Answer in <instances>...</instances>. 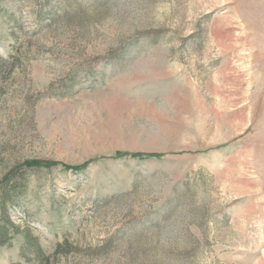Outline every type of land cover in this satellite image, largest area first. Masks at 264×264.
<instances>
[{
    "label": "rangeland",
    "instance_id": "obj_1",
    "mask_svg": "<svg viewBox=\"0 0 264 264\" xmlns=\"http://www.w3.org/2000/svg\"><path fill=\"white\" fill-rule=\"evenodd\" d=\"M1 199L0 264H264V0H0Z\"/></svg>",
    "mask_w": 264,
    "mask_h": 264
},
{
    "label": "trees",
    "instance_id": "obj_2",
    "mask_svg": "<svg viewBox=\"0 0 264 264\" xmlns=\"http://www.w3.org/2000/svg\"><path fill=\"white\" fill-rule=\"evenodd\" d=\"M133 156H140L141 154L135 153L132 154ZM55 165V162H50V161H41V160H30V161H25L22 164V167L25 168H39V167H44V168H51L52 166ZM3 196H7L6 193H3ZM2 197V195H1ZM4 202L3 199L0 201V208H3V205H1ZM3 214V213H2ZM24 230V229H23ZM21 233L20 227L13 223L8 217L2 216L1 217V227H0V246L6 243H9L14 236L17 234ZM26 233L24 236L25 240L24 242L26 243L27 248L33 249L35 252L39 250V243L37 239L29 234V229L26 228L25 232Z\"/></svg>",
    "mask_w": 264,
    "mask_h": 264
}]
</instances>
